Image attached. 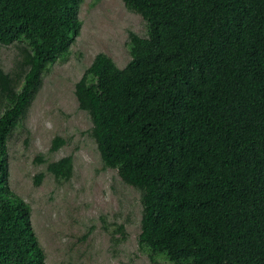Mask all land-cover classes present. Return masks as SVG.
Here are the masks:
<instances>
[{
  "label": "trees",
  "instance_id": "16d2710c",
  "mask_svg": "<svg viewBox=\"0 0 264 264\" xmlns=\"http://www.w3.org/2000/svg\"><path fill=\"white\" fill-rule=\"evenodd\" d=\"M123 1L146 34L128 31L122 67L97 52L74 93L103 165L140 191L139 246L169 264H264V0ZM81 2L0 0V43L25 42L0 67V264H45L7 140L80 33ZM46 169L68 179L73 158Z\"/></svg>",
  "mask_w": 264,
  "mask_h": 264
},
{
  "label": "rangeland",
  "instance_id": "374dc122",
  "mask_svg": "<svg viewBox=\"0 0 264 264\" xmlns=\"http://www.w3.org/2000/svg\"><path fill=\"white\" fill-rule=\"evenodd\" d=\"M78 16L80 33L68 54L49 65L24 119L7 140L9 186L30 205L45 264H169L159 257L152 260L139 246L140 191L124 182L116 168L103 165L91 118L74 93L97 52L109 54L120 67L126 64L131 57L128 31L145 35V20L123 0H82ZM24 44L0 43V67L15 70ZM56 135L65 142L52 150ZM38 154L44 161L36 159ZM64 155L72 156L73 170L59 180L46 163ZM39 171L44 175L35 184Z\"/></svg>",
  "mask_w": 264,
  "mask_h": 264
}]
</instances>
